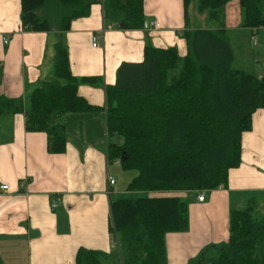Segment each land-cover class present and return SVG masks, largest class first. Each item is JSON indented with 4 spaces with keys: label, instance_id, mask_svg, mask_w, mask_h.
Returning <instances> with one entry per match:
<instances>
[{
    "label": "trees",
    "instance_id": "16d2710c",
    "mask_svg": "<svg viewBox=\"0 0 264 264\" xmlns=\"http://www.w3.org/2000/svg\"><path fill=\"white\" fill-rule=\"evenodd\" d=\"M230 1L185 0L187 14L196 2L217 28L187 29L185 57L176 47L158 48L147 41L144 60L122 63L116 83L106 88L108 161L138 171L128 187L134 194L111 202L110 229L121 264H166L165 235L189 229L184 197L151 193L198 194L227 187L229 171L241 165L243 134L253 128L254 113L264 108V75L233 68L235 49L219 26ZM239 2L242 26L264 27V0ZM92 3L22 0V23L29 31L63 33L75 19L89 15ZM104 8L105 18L121 29L145 27L144 0H104ZM55 50L53 79L36 88L26 106L0 96V118L24 113L26 129L46 132L48 151L54 154L67 149L68 113L99 110L78 93L91 78L73 75L63 37ZM2 75L0 64V85ZM252 203L231 211L228 240L210 247L215 256L206 260L200 252L188 264H264V217L254 215ZM106 255L80 248L75 264H103Z\"/></svg>",
    "mask_w": 264,
    "mask_h": 264
},
{
    "label": "crops",
    "instance_id": "0c3cea01",
    "mask_svg": "<svg viewBox=\"0 0 264 264\" xmlns=\"http://www.w3.org/2000/svg\"><path fill=\"white\" fill-rule=\"evenodd\" d=\"M239 1L231 0L220 13L219 26L231 41V33L244 28ZM21 14L22 0H0V96L26 106L32 92L53 79L55 44L63 37L73 75L91 78L78 93L99 110L68 113L67 149L55 154L48 151L46 132L26 129L24 113L0 118V186L9 185V190L0 188V264H75L80 248L107 254L105 264L117 242L110 229L111 202L134 194L118 188L108 161L106 88L116 83L122 63L144 60L147 41L158 48L176 47L185 57L187 29L217 26H207V17L191 15L190 8L187 14L185 0H144L148 26L142 29H121L107 20L104 0H93L89 15L75 19L63 33L29 31ZM110 177L116 179L112 186ZM263 195L264 108L254 113L253 128L243 134L241 165L229 171L228 186L205 191L204 201L192 192L189 229L165 235L168 264H188L205 246L226 242L231 211L251 202L258 207L254 200L262 201Z\"/></svg>",
    "mask_w": 264,
    "mask_h": 264
},
{
    "label": "rangeland",
    "instance_id": "374dc122",
    "mask_svg": "<svg viewBox=\"0 0 264 264\" xmlns=\"http://www.w3.org/2000/svg\"><path fill=\"white\" fill-rule=\"evenodd\" d=\"M196 10L197 12H199L198 5L196 2H194L190 6V14L191 15L196 14L197 13ZM199 13L204 14L207 17L206 12H203V13L199 12ZM205 22L207 26L215 25L214 22L208 21V19H205ZM231 36L233 38L232 41L234 43L233 46H234L235 53H236V57L233 62V68L244 70L247 73H252L257 76L259 75L263 76L264 75V27H261L259 29H251L248 27H244L243 29H240L239 31L231 33ZM255 41H256V44H255ZM181 68H182V62L178 66L177 70L174 71V73L175 74L179 73L181 71ZM111 167L113 170V174L118 180V188L124 189V191H128L129 185L138 176V171L134 169L127 170L120 163H118V161L112 162ZM183 197L188 203L193 199L191 197V194L185 195ZM260 198H262V201L256 202V199L254 200L258 206L255 208L254 215L257 217L263 218L264 217V195L261 196ZM254 205L256 206V204L252 203V206ZM222 243L224 242H219L217 244L213 242L212 244L205 246L201 250V253L204 252V255H203L204 258L208 260L210 257L215 256L216 251L210 247L212 245H221ZM201 253H199L198 255H200ZM110 254L105 264H121L119 260L120 258L119 248H118L117 242L116 244L112 246ZM166 264H168V261L166 262Z\"/></svg>",
    "mask_w": 264,
    "mask_h": 264
},
{
    "label": "built area",
    "instance_id": "2783aa9c",
    "mask_svg": "<svg viewBox=\"0 0 264 264\" xmlns=\"http://www.w3.org/2000/svg\"><path fill=\"white\" fill-rule=\"evenodd\" d=\"M153 25H157V23L156 22H154L153 23ZM6 41H7V39H6ZM97 42H98V38L97 37H94V46H96L97 45ZM255 44H256V41H255ZM116 183V179L115 178H113V177H110L109 178V185L110 186H112V185H114ZM0 188L2 189V190H9V185H1L0 186ZM197 199L199 200V201H204L205 200V191H201L200 193H198L197 194ZM58 206V204H53V208H56Z\"/></svg>",
    "mask_w": 264,
    "mask_h": 264
},
{
    "label": "water",
    "instance_id": "95a60500",
    "mask_svg": "<svg viewBox=\"0 0 264 264\" xmlns=\"http://www.w3.org/2000/svg\"><path fill=\"white\" fill-rule=\"evenodd\" d=\"M146 26H148V23L146 22Z\"/></svg>",
    "mask_w": 264,
    "mask_h": 264
}]
</instances>
